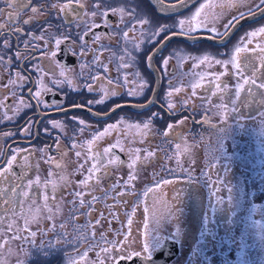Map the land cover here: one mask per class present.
<instances>
[{
  "label": "flooded vegetation",
  "instance_id": "af4514ba",
  "mask_svg": "<svg viewBox=\"0 0 264 264\" xmlns=\"http://www.w3.org/2000/svg\"><path fill=\"white\" fill-rule=\"evenodd\" d=\"M163 1L176 2V0ZM57 2L58 0H31L29 8L19 11L16 8H9L6 0H0V9L4 10L3 13H0V25H3V28L0 29V95L6 98L0 104V174L4 175V179L0 181V184H2L6 193L0 197V210L4 209L3 214H5V211H11L12 209L10 203H5L7 198H10L14 207L21 208L20 199L22 193L24 191L29 193L37 192L35 189L31 190L28 188L29 181L35 178L38 171L37 159L41 161L42 166L45 168L46 177L51 179L52 169L56 165V162L51 161L52 158L61 157L64 162L69 161L66 165L70 166V163L76 165L79 157L76 155L78 150L73 147V144L84 147L83 149H86L85 146H89V141H92V144H97L100 139L94 140V135L102 132L109 124H117L118 129L119 117L129 112V114H135L136 112L140 114L143 111V113H158L159 115L153 119V123H150V127H158L159 131L161 128L166 130L170 124H177L182 118H185L191 122L189 125L187 123L186 126L194 129L196 135L204 137V133L207 138L210 137L208 133H214L215 130H222V135L232 134L230 131H236L235 133H237L245 130L247 115H261L260 110L262 107L260 101H258L260 96L258 94L249 96L246 90L247 86H245V91L242 92L241 98L235 104L232 103V99H235L236 83L232 75L234 70L231 64H228L226 71L223 65L215 64L214 60L230 59V54L234 51V48L237 45L243 46L247 42L245 39L247 33L264 27V17L242 26L222 43L217 42L219 37L211 40L202 38L198 42H193L186 38L173 40L166 44L159 53H156L153 59V67L150 68L147 63V56L154 52L172 32L179 31L178 28H173L171 32H162L152 43L147 41L142 43L139 51H133L134 59L129 62V67L117 69L118 63L128 61L127 56H125L124 61L118 59L120 55H123V49L126 46V41L122 39V31H129V39L135 40L142 36V31H158V26L171 25L181 18L190 16L200 4L211 3L218 6L231 2L235 3L236 7L229 6L223 11L219 7L205 9L201 18H199L203 19L205 14H207L209 28L214 27L217 33H223L225 26L231 24L228 28L229 32L239 19L262 7L260 6V0H200L185 11L171 16L160 15L149 0H103L99 7H97L98 0H79L85 15L82 20H76L74 23H71L73 20L71 13H69L67 21H65L59 9L51 7L52 3ZM59 2L63 3L64 0H59ZM31 7H37L38 11L33 13ZM119 8L124 9L123 13L112 11V9ZM94 10L97 11L95 17L91 15ZM241 13L244 15L241 16ZM10 17L12 19H9ZM233 17L238 19L233 22ZM141 19L148 20L150 23L140 24L139 21ZM25 20L30 22L25 24ZM49 23L53 26L63 24L64 27L59 28V31H57L56 27H47ZM85 25H87L89 31L84 36L83 42L90 49L96 50V54L100 56V60L97 63L99 65H107V72L102 66L97 67L96 65H92V67L85 66L81 69V57L72 56L70 58L71 53L65 55L62 51L56 50L52 40H49L46 51L44 50V40H31L30 34L40 35L41 26H43L46 37L49 34H56L57 38H59L61 33L69 35V39L64 40L61 44V49L66 45H71L74 53H81V41L77 33L83 32ZM152 25L157 27H152ZM185 27H187V24ZM97 35L101 37L98 42L94 41V37ZM196 35L207 37L214 34L206 30H198ZM110 36L111 38H109ZM25 42H28L27 48L25 47ZM258 42H260V36L253 38V43L249 45V48L255 47ZM127 46L131 47V45ZM53 51L57 52L55 57L51 56ZM181 56L188 58L181 61ZM203 56L210 57L212 62L205 61L194 68L193 64L197 63V61L192 58ZM25 57H30V59H25ZM92 57V51L83 56L85 65L92 61ZM164 59L169 60L166 66L162 64ZM61 64L69 65V70L65 71L64 75H61V68L57 67V65ZM37 66L50 74H42L37 70ZM81 71L84 72L83 76L80 75ZM136 72H139L141 74L140 78L146 81V87L141 95L128 96L122 94L115 97L109 95L103 104L95 103L96 100L103 96L102 88L110 93L112 87H120L115 84L109 86L107 77H111L113 81L119 78L121 84H123V76L127 74L129 83L126 88L121 87V91L124 93L130 89L139 91L140 78L134 75ZM17 73L24 77L25 80H20ZM194 73L204 74L203 78L201 79L199 75L194 76ZM215 73H225L221 75L220 81L217 82H227L229 85L228 96L223 101L219 98L220 93L215 96L211 94L212 91H215L213 84V74ZM90 74H98L101 81L99 83L91 81L89 79ZM10 80H14L15 83L9 84L8 81ZM53 80H71L72 85L69 86L67 83L53 84ZM86 82L93 84L94 90L92 92H88L84 87ZM170 82L171 87L169 86ZM196 82H199L201 87L195 89L196 95L193 96L192 84ZM43 87H47L51 91L41 92L43 103L38 105L32 97ZM176 88H179L180 91H174ZM168 92H172L171 97L167 95ZM13 93L15 94L13 95ZM152 97L157 99L158 105L154 104L144 110L121 109L107 118L98 117L83 110L64 113L66 109L71 107H84L95 113L105 114L117 107V105L125 103L143 104ZM121 99L126 100L119 101ZM133 99L139 101L137 102ZM180 99L192 101L188 102L187 105L179 106V108L175 107L169 112L167 103L170 101L175 104L173 100L180 101ZM21 101H25L29 106L26 107ZM57 101L59 102V107H46V105H52L53 102ZM88 101H93V104L89 106ZM245 101L247 102L245 103ZM218 105H223V107H217ZM5 112L8 113L11 119H4ZM80 120L85 123L81 125L79 123ZM51 122H59L61 126L53 128ZM81 129L89 133L88 136H80L79 131ZM117 129L108 134H116ZM151 132L154 137L156 132ZM163 137L161 136L160 139H162L163 143L168 144L169 140ZM125 142L130 143L127 140ZM125 142L121 141L122 146H125ZM115 150L122 152L125 159L122 160ZM111 152L121 162H127L126 154L119 148L111 147ZM14 155L16 160L9 167L7 161ZM25 157H27V162H25ZM166 158L163 161L166 165L172 163L171 160L174 159V157L170 159V156H166ZM161 164L157 167L160 168ZM90 167V165L86 166V174H83L80 169H74V172L84 180L85 176L89 174L88 169ZM187 169L192 172L191 169ZM22 172L23 178L21 177ZM155 173L154 171L152 172L153 176H155ZM133 174L130 168L121 174V179H117L119 181L116 182V186L111 187L108 185L105 189L98 188L94 190L95 192L88 190L82 183V186L68 189L67 192L69 196H73V199L79 198L74 195L75 193L79 192L82 194L80 199L83 200L84 204L82 205H84V208L81 210V220L84 228L89 230L86 233L92 232L93 229L91 228L94 226L96 233L93 237L97 235L100 238L102 235L105 237V230L97 223H94L97 221L96 219L102 220L103 218L100 219V213L96 211L95 213L93 210L97 208L101 211L103 208L100 209V207L96 206L102 207L107 200L109 201L108 203H111V200L108 199L111 195L116 201L118 194L114 192L115 188L117 186L121 187L122 184L125 185L126 181L129 180L132 181L133 185L127 186V192L133 193L132 197L134 198L135 192L139 190L134 188V182L131 179L134 176ZM32 184L36 185L33 181ZM13 188L16 191L15 197L11 195ZM94 196L97 198L95 201H93ZM132 206L133 203L130 204L129 210L132 209ZM92 207H95L92 210L93 212L87 214L83 212L87 208ZM52 223L50 221L45 226L34 227L35 223L32 225L17 219L5 229V232L13 239L12 241L31 247L33 254L30 259H36L41 254L40 251L49 249L50 255L48 256H51L53 249L60 247L59 244H56L58 242H56V237L53 234ZM65 223H68L67 219ZM28 229H30L28 233L24 232L28 231ZM65 232H67L66 228ZM32 233H35V236ZM90 236L85 235L84 237ZM58 239L60 240V236H58ZM98 251L88 248L80 256L84 260L90 253L94 252L93 255L101 257ZM59 256L66 258L63 255Z\"/></svg>",
  "mask_w": 264,
  "mask_h": 264
},
{
  "label": "rangeland",
  "instance_id": "374dc122",
  "mask_svg": "<svg viewBox=\"0 0 264 264\" xmlns=\"http://www.w3.org/2000/svg\"><path fill=\"white\" fill-rule=\"evenodd\" d=\"M122 100L126 99L119 101ZM262 100L264 97L260 96L261 115H247L245 130L237 133L230 131L232 134L222 135V130H215L214 133H208L210 137L207 138L204 133L202 137L186 126L191 122L185 118L177 124H170L171 128L164 131L154 126L151 128L150 125L144 129V122L152 119L153 123L152 113L129 112L119 117L116 134H106L97 144L85 146L86 149L75 145L80 152L76 165H66L69 161L64 162L61 157L52 158L51 161L56 162V165L52 163L54 169L51 179L46 177L45 168L37 159L38 171L32 180L36 185L32 184L30 188L37 190V198H33L35 193L31 192L27 197L21 195V208L14 207L10 198H7L5 203L11 204V211L7 210L3 214L4 209L0 210V264H49L53 260H58L56 264H116L122 257L133 256L134 252L148 256L143 251L146 240L149 241L153 256L166 238L175 239L180 244V254L171 264H264ZM184 101L173 100L178 108L187 105ZM135 124L141 127H128ZM151 131L156 132L154 137ZM165 131L167 136L163 134ZM79 133L80 136L89 134L84 130ZM161 136L169 143L176 144L173 145V156V148L169 147V143H163ZM118 140L120 143L117 148L126 154L127 162L118 159L113 164H107L106 171L102 169L95 172L83 185L92 192L98 188L105 189L108 185L114 187L119 181L117 179L122 178L121 174L131 168L134 188L142 192V196L138 202L133 200L137 197L133 198V193L127 192V186L133 185L129 180L125 185L115 188L114 192L118 194L116 201L111 195L108 198L111 203L107 200L101 204L102 207L96 206L103 208L101 211L95 207L83 211L86 214L93 211L100 213V219H103L94 223L105 230V237L101 239L98 235L93 237L96 233L94 226L92 232L86 233L88 230L81 220L83 200L80 196L73 199L67 191L80 186L83 180L74 169H80L84 174L86 166H92L93 163L89 157L95 156L97 152L102 153L105 147L111 148ZM121 141L125 142V146H122ZM149 152L153 155L149 156ZM166 156H170V159L174 157L171 161L175 162V168L172 163L166 165L163 162ZM116 157L110 152L107 158ZM133 160L135 164L129 167ZM159 164L161 167L165 165V168L159 169ZM179 167L182 168V175L178 174ZM173 168L174 172L170 173L169 169ZM153 171L157 176L159 174L160 179L153 176ZM172 174L177 177H172ZM54 187L55 193L52 191ZM39 194H45L49 199H43ZM132 203V209L129 210ZM17 219L32 225L35 223L34 227L53 222V234L60 247H55L51 256H48V249L40 251L38 258L30 259L32 248L12 241L5 232ZM66 219L68 223H65ZM82 232L91 236L85 238ZM88 248L99 250L101 257L93 255V252L82 260L80 254Z\"/></svg>",
  "mask_w": 264,
  "mask_h": 264
},
{
  "label": "snow or ice",
  "instance_id": "6c2138e0",
  "mask_svg": "<svg viewBox=\"0 0 264 264\" xmlns=\"http://www.w3.org/2000/svg\"><path fill=\"white\" fill-rule=\"evenodd\" d=\"M103 2V0H98L97 3V7L100 6V4ZM157 3H160L161 5H163V0H156ZM6 3L8 4L9 8H16L19 11H23L24 9H27L30 7L31 4V0H6ZM74 3H75V7H74ZM187 5V0H176L175 4H171L166 6L167 8L171 9V10H175V9H180L183 8ZM236 7L235 3H228V4H220V5H214L211 3L208 4H200V6L195 10V12H193L190 16L185 17V18H181L178 21L174 22L171 25H164V26H158V31H150V30H145L142 31V36L139 38H136L135 40L133 39H129V31H122V39L124 41H126V46L123 49V55H120L118 57V59L120 61H124L125 60V56H127L128 61L124 62V63H118L117 64V69H122V68H128L129 67V62H131L134 57L132 55L133 51H139L140 50V45L142 43H144L145 41H147L148 43H152L162 32H171V30L173 28H178L179 31L178 32H172L171 35L166 37V41L170 40L172 38V35H178V36H182L188 40H191L193 42H198L199 39L201 38H205V39H216L217 37H219V40L217 41L218 43H222L223 40L225 38L228 37L229 32H228V28L231 26V24L226 25L225 26V31L223 33H217L216 29L213 28H209L208 23H207V14H205L203 19H199L202 16V12H204L205 9H212V8H216L219 7L221 11L225 10L227 7ZM260 6H264V0H260ZM51 7L53 9H59V12L63 14V18L65 19V21H67V17L69 15V13H71L73 15V20L71 21V23H74L76 20H82V17L85 15V13L82 11V6L80 5L79 0H64L63 3H60L59 0L57 3H52ZM3 9H0V13H3ZM31 11L33 13H36L38 11L37 7H31ZM113 12H120L123 13L124 9L123 8H119V9H112ZM162 14H169L172 15L173 11H169L167 13L162 12ZM91 15L93 17H95L97 15V11H92ZM241 16H243L244 14L241 13ZM9 19H12L11 17ZM238 19L237 17H233V22ZM30 21L29 20H25L24 23L28 24ZM140 24H149L150 21L148 20H143L141 19L139 21ZM187 24V27H185V25ZM47 27H56L57 31H59V28L64 27V25H57V26H53L50 23L47 25ZM152 27H157L156 25H152ZM3 28V25H0V29ZM198 30H206L209 33H213L214 35H210L207 37H200L198 35H196V33L198 32ZM44 31L45 28L43 26H41V34L40 35H35V34H30L31 35V40L32 41H39V40H44L45 42V51L47 49V44L49 42V40H52L54 42L55 48L56 50L62 51L65 55H69L71 53V56H80V66L81 69H83L85 66L87 67H92V65H96L97 67H103L105 72H107V65H99L97 62L100 60V56L96 54V50L90 49L88 47V45L86 43H84V36L87 34V32L89 31L87 25H85L83 32L81 33H77V35L80 38L81 41V53H74L72 51V47L71 45H66L63 49L60 48L61 44L64 42V40L69 39V35L65 34V33H61L59 35V38H57L56 34H49L47 37L44 35ZM260 36V42L256 43L255 47L249 48V45H251L253 43V38ZM111 38V36L109 37ZM101 39L100 36H95L94 37V41L98 42ZM246 43L243 44V46H239L237 45L234 48V51L230 54V59L228 60H220V59H215L214 63L215 64H220L223 65L225 67V70L227 71V65L231 64L232 68H233V78L236 80L235 83V92H234V96L235 99H232V103L235 104L237 100H239L242 96V92L245 91V86H247V93L249 94V96H254V95H259L261 97H264V27H260L257 31H250L249 33H247L246 36ZM127 45H131V47L129 48ZM164 46V44L162 43L160 45V47H158L154 52L150 53L147 56V63L149 65V67H153V59L156 55L157 52L160 51V49ZM25 47H28V42H25ZM34 47H38V46H34ZM103 47V46H102ZM89 51L93 52V57H92V61L89 62L88 65H85L84 61H83V56L87 55V53ZM57 54L56 51L51 52V56L55 57ZM188 57L185 56H181L180 59L181 61L184 59H187ZM25 59H30V57H25ZM192 59H194L195 61H197V63L193 64V67H197L200 63H204L205 61L211 63L212 60L210 57L208 56H203V57H193ZM169 60L168 59H164L162 61V64L164 66L168 65ZM57 67L61 68V75H64L65 71L69 70V65L67 64H61V65H57ZM37 70L40 71L42 74L48 75L50 73H47L44 71L43 68H40L39 66H37ZM225 73H215L213 74L214 80H213V84H214V88L215 91H212L211 94L213 96L217 95V93H220V100H224L226 96H228V91H229V85L227 82H217L220 81V77L221 75H224ZM81 76L84 75V72L81 71L80 73ZM134 75L138 78H140V73L136 72L134 73ZM194 76L199 75L201 77V79L203 78L204 74H193ZM17 76L19 77L20 80H25L24 77L20 76L19 73H17ZM89 79L91 81L97 82L99 83L101 81V78L98 76V74H90L89 75ZM9 84L15 83L14 80H10L8 81ZM53 84H63V83H67L69 86L72 85V81L71 80H65V81H58V80H53L52 81ZM129 81H128V75L125 74L123 76V84H121V80L119 78H117L115 81H113V79L111 77H107V84L109 86H113L115 85H119L120 87H112L111 92L109 93L108 90L106 89H101V91L103 92V96L99 99L96 100L95 103L96 104H103L105 102V100L109 97V95H111L112 97L115 96H119L122 94H126L128 96H139L142 94V92L144 91V88L146 87V81L143 78H140V87H139V91H137L136 89H130L128 90L126 93L121 91V87H127ZM171 87V82L170 85ZM84 87L87 89L88 92H92L94 90V86L92 83H85ZM201 87V84L199 82L193 83L192 84V88H193V92L192 95L195 96L196 95V91L195 89ZM51 89H48L47 87H43L41 88L40 91H37L35 93V95L32 97L33 99L36 100L37 104H41L43 103V100L41 98V92H50ZM174 91L179 92L180 89L176 88L174 89ZM15 93H13L14 95ZM31 94V92H30ZM169 97L172 96V92H168L167 94ZM6 98L2 95H0V104L3 103V101ZM229 99H231V97H229ZM154 101H149L148 104L146 105H141V107L147 108L151 103H153ZM247 101H245L246 103ZM261 102H264V100H262ZM21 103H24L25 106H29L27 105V103L25 101H21ZM185 104L188 103L187 100L184 101ZM93 101H88V105H92ZM50 106H57L59 107V102H53L52 105H46V107H50ZM117 107H121V105H117ZM176 107L175 104L171 103L170 101L167 103V108L168 111L171 112L174 108ZM217 107H223V105H218ZM62 110V109H61ZM115 109H112L111 111H114ZM110 113H105V115H109ZM95 115V114H94ZM159 114L158 113H152V118L157 117ZM4 119H11V117L8 116V113L5 112L4 113ZM52 123V127L53 128H59L61 125L59 122H51ZM79 123L81 125H83L85 122L83 120H80ZM151 123V119H149L148 121L143 123V128L144 129H148L149 125ZM128 127H135L137 129H139L141 127L140 124H135V125H128ZM169 128H171V125L168 126ZM117 129V124H109L107 125L102 132H98L94 135L93 139H100L102 138L104 135L110 133L113 130ZM81 131H83V129H81ZM147 133H144V135H146ZM165 136H167V131H165L163 133ZM89 145L91 146L92 141L88 142ZM119 140L117 141L116 144L112 145V148H115L119 145ZM73 147H75V144H73ZM177 147H179V145H177ZM137 151H139V149H137ZM111 152V148L109 147H105L103 149V152H97L95 156L89 157L90 159L93 160L92 166L88 169L90 176L86 177L83 181H81L82 184H87L89 178L92 176V174H94L95 172H100L102 169H104L105 171L106 169V165L107 164H113L116 162V160H118L119 158L116 157L115 159H111V158H107L109 156ZM77 157L80 156V152L76 153ZM149 156L153 155V153L149 152L148 153ZM16 160V156L14 155L10 160L7 161L9 167H11L12 163ZM25 162H27V157H25ZM135 164V160L132 161V164H129V167H132ZM7 171V170H5ZM21 177L23 178V172L21 173ZM4 179V175L0 174V181H3ZM167 183V181L165 182ZM32 187V181H29L28 183V188ZM53 193H55V187L53 188ZM5 193V189L2 186V184H0V197L4 196ZM12 197H15L16 195V191L15 188L12 189V193H11ZM23 196L27 197L29 196V192L28 191H24L22 193ZM42 195L43 199H49V197L45 194H39ZM75 196H81L82 194L77 192L74 194ZM33 198H37V194L35 193V196ZM97 198L94 196L93 197V201H95ZM81 203H83V201H81ZM147 210V209H146ZM0 220H2V217H0ZM97 223H99V220L96 221ZM33 236H35V233H32ZM101 239H104L103 235L101 236ZM111 243V242H110ZM107 250V249H105ZM143 251L145 253H147L148 258L151 257V253H150V247H149V241L146 240V242L143 244ZM133 255L139 256L140 253L139 252H134L132 253Z\"/></svg>",
  "mask_w": 264,
  "mask_h": 264
},
{
  "label": "water",
  "instance_id": "95a60500",
  "mask_svg": "<svg viewBox=\"0 0 264 264\" xmlns=\"http://www.w3.org/2000/svg\"><path fill=\"white\" fill-rule=\"evenodd\" d=\"M149 1L156 8V10L158 11V13L160 15L171 16L169 14H162V12L167 13L169 11H173L172 15H176V14H179V13L185 11L186 9L190 8L192 5L196 4L200 0H187V5L185 7L180 8V9H175V10H171V9L167 8L166 6L171 5V4H175L176 2L171 3V2L163 1V5H161L160 3H157L156 0H149ZM262 17H264V6H262L261 8H259L256 11L242 17L241 19H239L231 27V30L229 31L228 37L230 35L234 34L242 26L247 25V24H249V23H251L257 19H260ZM176 39H184V37H181L178 35H172V38L170 40L166 41V39H165L162 42L164 44V46L162 48H164L165 45L168 44L169 42L176 40ZM225 39L223 40V42L225 41ZM208 40H211V39H208ZM160 45L158 47H160ZM161 49H160V51H161ZM157 53H159V52H157ZM149 101H154V102L151 103L148 107H150L154 104L158 105L157 99L155 97L150 98ZM149 101H147L146 103H143V104H136V103L120 104L121 107L113 108L115 110L108 112V113H110L109 115L95 113V112H93L87 108H84V107H71V108L66 109L64 111V113L72 112V111H76V110H83V111H87L93 115L95 114V116L107 118V117L114 115L115 113H117L121 109L144 110L146 108L141 107V105H146V104H148ZM166 112H168V111L166 110ZM115 152L120 155L122 160L125 159L124 154L122 152H120L119 150H115ZM179 254H180L179 242L175 239L166 238L163 245L161 247H159L155 251V254L153 256H151L150 258H148V256L142 255V254H140L139 256L133 255L130 258L129 257L120 258L116 264H171L179 256Z\"/></svg>",
  "mask_w": 264,
  "mask_h": 264
},
{
  "label": "trees",
  "instance_id": "16d2710c",
  "mask_svg": "<svg viewBox=\"0 0 264 264\" xmlns=\"http://www.w3.org/2000/svg\"><path fill=\"white\" fill-rule=\"evenodd\" d=\"M144 112V111H143ZM143 112H140V113H143ZM137 113V112H136ZM160 131H164V129L163 128H161V130ZM169 145V147H171V148H173L172 149V154H171V156H173L174 155V146L173 145H176V144H173V143H169L168 144ZM172 166H174V168H175V162H172ZM164 169L165 168V165H163L162 167H160L159 169ZM174 168H173V170L172 169H169V170H171L170 171V173H173L174 172ZM169 173V174H170ZM178 174L179 175H182V168L181 167H179V171H178ZM155 176H156V179L158 180V177H159V179H160V176H159V174H158V176L155 174ZM172 177H174L175 178V176L172 174ZM165 180V179H164ZM163 179H162V181H164ZM142 193V192H141ZM141 193H139V191H136V193H135V196L137 197L136 199H135V201L136 202H138L139 200H140V197L142 196V194ZM97 218V217H96ZM96 220H98V219H96ZM79 227V226H78ZM91 229H93V227L91 228ZM89 231V230H88ZM85 235V233H83L82 232V236H84ZM69 245H70V243H69ZM58 260H53V261H51L50 262V264H56V262H57Z\"/></svg>",
  "mask_w": 264,
  "mask_h": 264
}]
</instances>
